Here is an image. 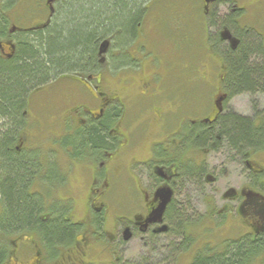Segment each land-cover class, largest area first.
Segmentation results:
<instances>
[{"label":"flooded vegetation","instance_id":"1","mask_svg":"<svg viewBox=\"0 0 264 264\" xmlns=\"http://www.w3.org/2000/svg\"><path fill=\"white\" fill-rule=\"evenodd\" d=\"M22 1L0 0V28L5 24L4 14L18 11ZM62 1H43L41 7L48 12L45 22L33 28L13 25L9 34L5 33L4 37L0 35L2 55L12 58L16 49V41L10 32L16 29L14 34H23L49 26ZM201 1L207 25L206 51L211 57H217L214 52L219 53L216 51L217 44L212 42L211 33L207 28L208 23H214L215 16L219 18L217 11L220 6L227 9L226 13L222 12L223 21L218 32L222 43L227 46L225 49L236 50L242 45L243 36L259 37L258 41L264 48V32L246 22L247 7L235 4V0ZM252 18L256 20L258 13L253 14ZM142 27L143 22L137 24L136 35L129 45L139 39ZM0 34L3 32L0 31ZM113 48L111 40H103L99 44L96 63L92 67L73 72L64 71L48 85L34 91L39 94L49 87L61 84H66L72 89L67 98L75 104L67 114L59 118L60 120L51 122L52 125L59 126V132H49L43 137L45 140L71 137L76 139L73 148L39 149L28 137L29 132L28 135L25 132L29 131V128H24L21 133L16 134L12 148L8 151L15 156L14 162H20L19 168L25 167L22 173L27 178L25 196L30 203L38 202L41 211L32 222L17 220L14 225L8 224L11 214L6 208L7 199L0 190V264H170L167 259H159V256L156 259L155 256L161 253L158 246H161L162 239L171 236L176 239L175 244L173 240V243L168 245L175 260L174 264H193L205 247L202 250L194 249L191 233L197 225L194 222L197 211L191 206L197 201V195H200L204 202L208 197L209 203L205 202V205H210L214 210L207 188L221 187L224 175L229 173L230 165L234 167L235 172L233 170L232 175L237 173V179L243 178L245 168L249 172L245 186L242 184L240 188L228 187L223 196L229 204H234L235 210L243 218L245 232L239 237L251 239L253 243L264 241V164L255 159V154L261 151L244 153L230 147L228 136L220 127L221 119L228 115V111L220 106L219 101L213 107L212 113L204 116L205 118L179 117L177 109L190 98L178 94L182 93L180 91L172 93L166 86L160 89L159 86L169 76L167 70L164 76L158 74L161 79L159 90L158 87L155 88L156 78L152 80L155 85L150 84V89L142 93L143 97L149 100L151 109L158 108L154 104L158 101L154 100L156 98L168 109L163 112L158 108L159 117L155 114V119L144 122V137L148 141V148H141L145 155L139 157L136 154L138 147L134 146L132 138L126 140V136L121 132L125 113L122 97L105 91L103 77L125 76L126 78L120 81L127 86L129 77H132L134 71H139L143 63L127 49L121 54L120 50ZM225 49L220 54L223 60V75L219 93L221 99L228 100ZM103 66L108 69H102ZM191 84L192 81L189 85ZM253 92L264 96V91L260 89ZM253 92L246 91L242 94ZM165 114L178 116V122L167 123ZM23 115L24 120L29 119L28 110L24 111ZM238 116L251 119L256 125H260L264 119V115L259 111H256L253 117ZM102 124L106 130L105 142L100 147L92 148L85 140L89 143V132ZM169 125L173 126L170 128ZM227 145L232 153L230 156L224 148ZM59 156L66 157V166L58 162V159H61ZM1 162L3 163V159ZM71 172L79 173L80 179L77 182L86 184L87 188L85 201H81L83 204L79 219L76 215L77 206L74 207L77 201L76 191L74 194L70 188V192L67 190ZM125 172L131 180L130 194L126 195V200L129 209L135 211L120 214L113 210L114 206L112 207L110 200H115L114 195L118 192L116 179ZM0 177V185L9 179L3 172ZM63 190L65 192L59 194ZM228 203L225 211L231 208ZM170 209H173L172 213ZM177 212L184 216L180 231L174 230L172 223L173 219L178 220L181 216ZM224 217L226 216L220 219ZM221 226L223 222L218 223V229L222 230ZM60 228L63 231H60ZM67 229H70V234ZM59 232H62L61 236L56 237L52 243L48 234ZM135 241L137 245L140 243L141 247L138 255L124 260L123 254L131 248L129 243Z\"/></svg>","mask_w":264,"mask_h":264},{"label":"rangeland","instance_id":"2","mask_svg":"<svg viewBox=\"0 0 264 264\" xmlns=\"http://www.w3.org/2000/svg\"><path fill=\"white\" fill-rule=\"evenodd\" d=\"M43 1L23 0L21 8L18 11L6 12L4 17L5 21H8L7 32L10 31L13 25L20 28H33L39 25V23L45 22L48 12L41 7ZM195 2H197L196 5L187 6ZM234 3L247 7L245 14L247 24L256 26L264 32V0H235ZM202 5L203 2L201 0H157L154 11H151L146 16L147 19L143 17V27L139 33V39L126 47L132 56L140 58L143 63L142 68L139 71H134L131 75L132 77L128 79L127 86L120 81V79L126 78L125 76L114 77L106 75L103 77L105 91L108 94L112 92L116 96L122 97L121 100L125 107V113L123 115L121 132L126 136V140L130 137L132 138L134 146L138 147L136 154L139 157L145 155L143 151L141 152V148H144V150L148 148V141L144 137L146 130L144 122H150L148 119H155L153 117L155 114L159 117L160 112L158 108L163 112L168 109V107L160 102L159 98L154 99L158 100L157 103L154 102L158 108L151 109L149 100L146 97L144 98L142 93L150 89V84H153L152 80L156 78L155 88H157L161 80L160 77L158 78V74L164 76V74H167V70L169 71V76L159 86L160 89L166 86L170 92L180 91L182 93L178 92V94L187 95L190 98L189 100L185 99L186 102L177 109L179 117L202 119L204 116L212 113L213 107L217 105L218 101L220 106L228 111V114L253 117L255 112L259 111L264 115V96L261 94L245 93L229 97L228 100L221 99L219 88L223 75V60L220 58V54L227 46L225 43H222L223 41L218 32L223 21L222 12L226 13L227 9L222 6L218 7V9L220 8L217 11L219 18L215 16L214 23H208L207 29L211 33L212 42L219 44L216 47V51L219 54L214 52L217 57H211V54L206 51L208 41L205 28L207 25L204 22ZM256 12L258 13V18L255 20L252 18V15H256ZM15 30L10 32L12 33L10 35H13V40L17 41L22 36L20 33L14 34ZM28 35L32 37L30 33ZM255 38L258 40L259 37L257 38L256 36ZM104 66L102 69H108L107 66L105 68ZM190 81H192L191 85H189ZM153 85H155V82ZM69 88L66 84L55 85L45 89L46 91L32 95V106L28 109L29 119L26 126V129L29 128V131L25 132H27V135L29 132L28 137L32 139L37 148L62 149L59 145H54V140H45L43 136L49 132L58 133L59 126L52 125L51 122L60 120L64 114H67L70 107L75 104L73 100L69 97L67 98V94L72 90ZM164 116L167 118V123L176 124L178 122V116L174 114H165ZM172 126L169 125L170 128ZM224 148L228 151L229 156L232 155L228 145ZM260 151L255 154V159L264 164V148ZM58 158H61L58 159L60 164H68V162L66 163L67 159L65 156L64 158L62 156ZM233 170L235 172L234 167L230 165L228 168L229 173L224 175L221 187L208 186L212 189L207 188L208 196L211 194L210 201L213 203L214 210H212L210 205L209 207L205 205V202L209 203L208 197L205 198L204 202L203 197L200 198V195H197V201L191 206L197 211L195 221L193 220L197 225L191 233L194 239L195 250H202L205 244H218L225 239L232 240L238 238L245 232L242 216L235 210L234 204H229V201L227 202L223 196L228 191V187L240 188L242 184L245 186L249 172L245 168V171L242 173L243 178L239 177L240 179H237L238 176L235 175L237 173H234V176L232 175ZM128 176L129 174L125 172L120 175V178L116 179V182L118 181V192L114 195L115 200L110 198V203L112 207H115H113V210L116 213L126 214L129 211H135L129 209V204L126 200V195L129 196L130 194L131 180ZM79 179V173L74 174L71 172L67 184V190L70 188L74 194L76 191L75 196H77V201L74 207L77 206L76 215L78 219L81 217L82 212L80 208L83 203L81 201H85L84 198L87 194L86 184H79L77 182ZM79 187L80 189L78 190ZM64 192L65 190L60 191L59 194H63ZM227 203L231 208L225 211ZM222 216L226 217L220 219ZM226 218L228 219L226 220ZM221 222H223V226H221L222 230L218 229V223ZM173 240V236L162 239L160 242L161 246H158L162 251L160 250V255L155 256L156 259L158 256L159 259L163 257L170 264H174L175 260L168 246L173 243ZM175 240L174 244L176 243ZM136 242L129 243L131 248L126 254H123L124 260L127 257L131 258V256L136 257L138 255L141 247L140 243L137 245ZM162 246L164 247L162 248ZM254 264H264V253L262 256L257 257Z\"/></svg>","mask_w":264,"mask_h":264},{"label":"trees","instance_id":"3","mask_svg":"<svg viewBox=\"0 0 264 264\" xmlns=\"http://www.w3.org/2000/svg\"><path fill=\"white\" fill-rule=\"evenodd\" d=\"M156 3L157 0H63L49 26L21 34L12 58L4 57L0 50V165L3 159L0 175L3 172L9 176L0 185V190L11 214L8 224L14 225L17 220L32 222L41 211L38 202L30 203L25 196L27 178L22 175L25 167L19 168L20 162H14L15 156L8 151L16 134L28 124L23 113L32 106L28 102L34 91L48 85L64 71L92 67L103 40H111L113 49L124 54L136 35L137 24L154 11ZM7 25L8 21H5L1 26V37L8 33ZM242 42L236 50L225 49L230 98L246 91H264V48L252 36H243ZM102 125L89 132V143L85 140L92 148L105 142L106 130ZM220 127L232 148L244 153L264 148V119L256 125L251 119L228 114L222 117ZM75 139L54 140V145L62 149L73 148ZM180 215L178 220H172L176 231L181 230L184 221V216ZM67 233H71L70 229ZM61 234H48V239L53 243ZM250 240L243 241L238 237L218 244H205L193 264H254L264 253V241L253 243Z\"/></svg>","mask_w":264,"mask_h":264}]
</instances>
